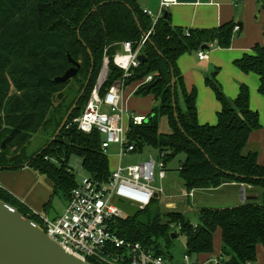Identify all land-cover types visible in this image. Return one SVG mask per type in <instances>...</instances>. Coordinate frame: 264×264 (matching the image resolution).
Here are the masks:
<instances>
[{"label":"trees","instance_id":"1","mask_svg":"<svg viewBox=\"0 0 264 264\" xmlns=\"http://www.w3.org/2000/svg\"><path fill=\"white\" fill-rule=\"evenodd\" d=\"M238 26L230 22L215 29L188 31L174 27L169 12L167 18L162 16L155 23L137 0H0V171L20 169L37 154L28 158L25 154L24 158L25 148L35 135L48 139L55 136L94 67L87 92L72 118L50 148L29 167L51 180L54 194L61 193L67 200L78 186L69 167L72 156L82 160L87 175L99 182L107 181L111 171L102 151L101 134L80 132L74 120L91 98L105 59L109 60V74L103 95L115 81L124 79V72L114 64L122 44L131 42L136 50L144 35L154 28L142 48L147 62L132 70L125 84L140 86L153 76L151 84L159 80L158 84L150 92L147 86L139 87L137 96L153 94L160 107L152 109L144 124L131 125L130 144L136 152L146 146L166 152V163L184 153L186 160L178 172L187 191L218 189L226 181L259 188L261 193L258 199L239 207L200 209L196 225L182 213H161L160 207L154 210L158 198L145 210L136 209L135 215L117 220L113 230L121 239L139 243L165 259L173 233L185 236L186 255L199 258L213 254L219 232L222 264H255L257 248L264 251V164H259L260 153L249 144L253 132L261 128L259 114L251 109L250 89L242 85L236 99L229 100L217 73L207 78L206 85L222 110L216 125H200L197 92L187 91L178 66L184 54L199 52L203 46L208 50L214 46L229 49ZM69 56L80 64L79 73L66 83L56 82L72 67ZM235 66L245 74L257 75L259 93L264 95V44H256L251 54L235 61ZM173 76L178 119L173 106ZM161 117L169 122V134L160 133ZM6 139L7 147L3 149ZM0 200L42 224L2 188ZM173 225L181 229H172ZM202 264L213 263L207 260Z\"/></svg>","mask_w":264,"mask_h":264},{"label":"built area","instance_id":"2","mask_svg":"<svg viewBox=\"0 0 264 264\" xmlns=\"http://www.w3.org/2000/svg\"><path fill=\"white\" fill-rule=\"evenodd\" d=\"M176 4L178 0H162L157 15L148 11L144 12L156 23ZM239 29L236 27L235 32ZM153 31L154 28L142 38L136 50L131 42L122 44L123 51L115 55L114 64L124 72V79L115 81L106 93L101 95V87L107 81L109 74V60L105 59L98 85L92 92L82 114L74 120L80 132L92 134L97 131L101 134L102 151L105 155H108L112 145L119 146L120 159L136 152L135 146L125 137L123 118L126 112L122 109L121 103L126 88L125 79L131 76L132 70L141 67L139 56L143 54L142 48ZM198 57L200 61L207 60L208 53L201 50L198 52ZM153 80V76H149L139 87L148 86ZM130 117L135 126H140L147 120L145 117L133 114ZM166 156L165 152L158 151L160 181L166 180L168 171ZM157 167V161L151 156L148 161L137 166L128 168L119 166L111 172V176L105 182H99L87 175L72 191L63 215L55 220L42 218L40 226L68 253L90 264L92 262L96 264H167L164 257L144 248L139 243L132 244L121 239L113 230V224L117 220L128 217L119 207L121 203L129 204L134 209L145 210L152 204L155 194H158L160 200L170 199L171 202L173 196H166L167 192L163 186L158 188L153 186ZM195 191L183 190L179 197L189 200L194 197ZM167 207L171 205L168 204ZM172 229L180 230L181 226L173 225ZM184 261L186 264H191L188 255H185ZM209 262L222 264L223 258L222 256L214 257Z\"/></svg>","mask_w":264,"mask_h":264},{"label":"crops","instance_id":"3","mask_svg":"<svg viewBox=\"0 0 264 264\" xmlns=\"http://www.w3.org/2000/svg\"><path fill=\"white\" fill-rule=\"evenodd\" d=\"M137 1L143 11L152 12L155 15L160 11L162 0ZM168 12L171 15L174 27L188 31L215 29L230 22L237 23L239 28L240 24L243 25L239 29L240 32H235L232 46L229 49H220L214 46V49L208 53V59L203 61H200L199 57H197L198 52H192L200 64L195 59L190 58L192 53H188L190 55H184L178 60V66L183 78L186 79V76H189L190 82L194 83L198 89L197 110L199 124L216 125L218 113L222 110L221 104L217 99V101L215 100L214 92L206 85V79L210 78V75L212 77L216 70H222L221 77L219 78L218 76L217 80L222 87L224 86L226 94L232 100L236 99L242 85L250 87L252 103L250 104L252 105L251 108L255 109L256 104H260V101L257 103L259 98L256 93L257 90L259 91L260 79L255 74L248 75L240 71L235 66V61L247 54H251L256 44H264L263 0H178V4L172 6ZM122 51L123 48L121 47L118 53H122ZM216 112L217 116H215ZM131 114L136 116L134 113ZM249 144L256 148V143L251 141V137ZM258 162L263 165L264 158L261 160L259 157ZM0 188L34 212L40 221H42V218L55 220L61 217L69 202L66 199L64 212L60 211L61 213H58L54 207L53 182L30 167L1 170ZM225 188L236 189L238 191L236 195L240 194L241 200L245 203L256 200L259 197L258 191L253 186L243 184H224L222 187L210 191L220 192ZM245 203H241L239 200L236 203L239 205L234 207H239Z\"/></svg>","mask_w":264,"mask_h":264},{"label":"rangeland","instance_id":"4","mask_svg":"<svg viewBox=\"0 0 264 264\" xmlns=\"http://www.w3.org/2000/svg\"><path fill=\"white\" fill-rule=\"evenodd\" d=\"M263 3H264V0H263ZM213 49L214 48H211V50H206V52L209 53ZM184 55H190V54L187 53ZM190 58L195 59V61L198 62V64H200L199 60L194 57V53H192ZM215 73H217V77L219 76L220 78L221 77L220 75L222 74V70L221 71L216 70ZM186 79H184V84H185L187 91L189 93H192L193 91H195L197 92V96H198V89L196 85L190 82L189 76H186ZM97 85H98V81H97ZM104 85L101 87V90H100L101 95H103V93L106 90ZM222 89L226 97L230 100L231 98L228 97V95L226 94L224 86L222 87ZM137 91H138V84L134 83L130 86H127L123 94V100L121 103V107L126 112L123 118V126H124V132H125L126 138H128L129 128L132 125V121L130 117L131 113H134L136 116L138 115L139 117L149 118V115L151 114L152 109H156L160 107V101L156 99L153 94L148 95V96H143V95L137 96ZM228 92H229V88H228ZM256 93L258 94L257 97L259 98V100H257V103L260 101V104H256L255 109L253 108L251 109L253 111L255 110V112L259 114L261 128L253 132L251 136V141L256 143L255 146L260 153L261 160H263L264 158V101H263L264 95H260L258 90L256 91ZM215 100H216V96H215ZM262 102H263V105H262ZM250 103H251V100H250ZM215 116H217V112L215 113ZM159 130H160V133L162 134H169L171 132L169 122L166 117L160 118ZM50 140L51 139H48L45 136L43 137L40 135H35L32 138L31 142L25 148L24 158H25V154H26V158H28L29 156L35 153H39L43 148H45L48 145ZM157 154H158L157 150L146 146L143 148L142 152L128 154L123 159H120L119 146L112 145L109 148L108 155H107L111 172L119 168V166L123 168L133 167V166H137V165H140L148 161L151 156L155 158V160L157 161L158 167L156 168V171H155L156 180L153 183V186L156 188L163 186L165 191L167 192L166 196H169V197L173 196V199L171 200V202H170V199L163 200V201L159 200L156 203V205L153 207L154 210H156L157 207H160L161 213H167V212L182 213L188 220H190L192 224L196 225L198 221L197 216H198V212L200 211V209H203V208H213V209L233 208L234 206L239 205V204H236L239 202V200L241 201V203H245L243 200H241L242 198L240 194L238 196L236 195V192L238 194V191H236V189H233V188H225L221 190L220 192L210 191V190H198V191L196 190L194 197L190 198L189 201L180 198L179 196L182 193V191L185 190V187H184V182L181 179L178 171L180 169V166L186 160V155L184 153H179L171 161H169L167 163L168 171L166 172V180L160 181L159 174L161 170L159 168L160 161L157 158ZM69 167L71 168V170H73L78 183L83 178L87 177V173L82 167V160L79 157L72 156L70 158ZM254 188L256 191H258L257 194L259 193L260 195L261 189L256 188V187ZM65 202H66V199L62 196L61 193H58L55 195L54 207L58 211V213H61L60 211L64 212ZM168 204L171 205V207H167ZM119 207L124 211L125 216H133L137 212V210L130 207L129 204L121 203L119 204ZM177 233L179 234V231H177ZM221 246H222L221 236H220V233L217 232L215 235V239H214L213 254H211L210 256H203L201 258L193 256L192 258H190V263L191 264H196V263L202 264L206 260L212 259L214 257H219L221 255ZM186 252H187L186 238L185 236L179 235L178 238L173 239V243L169 251L165 250V257L167 258L166 259L167 264H186L184 261ZM255 264H264V251H263V248L261 247L257 248V261Z\"/></svg>","mask_w":264,"mask_h":264},{"label":"water","instance_id":"5","mask_svg":"<svg viewBox=\"0 0 264 264\" xmlns=\"http://www.w3.org/2000/svg\"><path fill=\"white\" fill-rule=\"evenodd\" d=\"M103 5V4H102ZM101 5V6H102ZM98 8L90 12V17ZM168 12L164 14V18H167ZM87 18L81 24L78 33H80L81 27L85 23ZM243 25L240 24V28ZM146 34L144 35V37ZM208 46H203L202 50H208ZM92 57L91 52L89 51ZM69 61L72 67L61 77L56 78V82L66 83L69 80L75 78L81 68L80 64L75 62L70 56ZM139 61L142 64L147 62V58L144 54L139 56ZM92 65L94 66V60L92 57ZM92 67L87 82L81 91L79 97L75 101L72 108L69 110L68 114L64 118L60 128L56 132L55 136L50 140L48 145L43 148L39 153H37L31 160H29L21 168L29 167L32 161L39 156H41L50 146L57 140L60 136L70 119L72 118L74 112L76 111L78 104L85 96L87 89L90 85V81L93 75ZM159 80H156L153 84L148 85L146 90L150 92L157 84ZM175 92H176V81L173 76L172 80V94H173V106L175 109V117L178 119L176 113V103H175ZM8 139H6L2 148L6 149ZM8 169V168H6ZM224 184H229L224 181ZM155 199H158V194L154 195ZM178 238V235L173 233L172 239ZM0 264H90L89 262H84L72 254L68 253L60 244L52 240L44 231V229L34 223L29 218H26L18 209L9 206L4 201L0 200Z\"/></svg>","mask_w":264,"mask_h":264},{"label":"flooded vegetation","instance_id":"6","mask_svg":"<svg viewBox=\"0 0 264 264\" xmlns=\"http://www.w3.org/2000/svg\"><path fill=\"white\" fill-rule=\"evenodd\" d=\"M37 224V223H36ZM39 225V224H38Z\"/></svg>","mask_w":264,"mask_h":264}]
</instances>
